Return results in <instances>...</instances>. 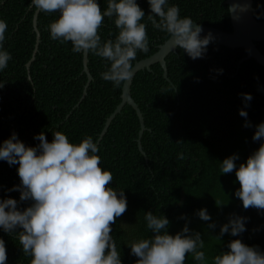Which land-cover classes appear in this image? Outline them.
<instances>
[{
    "label": "trees",
    "instance_id": "1",
    "mask_svg": "<svg viewBox=\"0 0 264 264\" xmlns=\"http://www.w3.org/2000/svg\"><path fill=\"white\" fill-rule=\"evenodd\" d=\"M32 0H0V20L7 24L4 50L12 59L0 71V144L13 132L27 146H37L34 137L45 133L49 142L53 132L65 133L70 142L79 143L91 136L99 146L101 166L113 174L110 187L124 190L127 211L112 226V238L122 264H135L131 254L133 241L150 238L145 215L166 216L168 233L175 235L185 225L204 240L206 264L227 251V245L240 239L264 253V210L244 209L235 195L239 188L235 172L221 173L222 161L238 154L237 167L256 151L261 142L253 140L264 108V65L247 55L244 47L207 46L202 58L193 60L180 48L167 57V75L160 62L137 72L131 86L146 129L141 135V121L136 109L122 101V88L105 81L101 73L109 62L88 52L91 79L85 71L84 52L74 53L71 42L61 43L50 36L49 24L59 13L38 12ZM102 11L108 0H98ZM145 12L149 41L147 53L138 50L134 64L158 51L167 34L154 29L147 15L148 0H137ZM177 5L181 17L195 23L232 31L233 24L226 0H169ZM254 15L264 20V0H254ZM119 29L114 18L105 17L98 30L101 43L115 40ZM38 35L40 41L38 42ZM264 53V40L257 41ZM243 59V60H242ZM243 94H251L247 101ZM247 111V117L240 110ZM115 113L102 135L108 118ZM250 123L251 127H245ZM183 154V158H178ZM18 165L0 160V197L19 201V191H8L20 184ZM216 200L224 203L216 205ZM31 202L19 204L20 208ZM207 209L211 219L202 220L198 212ZM231 215L246 217V230L238 236L224 234L220 228ZM186 217V218H183ZM215 223L216 227L209 225ZM7 264H30L15 233H5ZM185 264H198L188 254Z\"/></svg>",
    "mask_w": 264,
    "mask_h": 264
},
{
    "label": "clouds",
    "instance_id": "2",
    "mask_svg": "<svg viewBox=\"0 0 264 264\" xmlns=\"http://www.w3.org/2000/svg\"><path fill=\"white\" fill-rule=\"evenodd\" d=\"M148 21L154 29L167 34L175 48L185 51L193 60L202 58L214 39L211 32L201 37L203 28L190 17H181L177 5L169 0H148ZM32 8L46 13H59L48 28L50 36L61 43L71 42L74 53L92 52L109 62L100 75L116 88L133 77L132 61L137 51H149L146 24L141 21L145 12L137 0H108L102 11L98 0H32ZM105 17L114 18L119 29L115 40L101 43L98 30ZM7 24L0 20V71L8 66L11 54L4 50ZM5 82H0V88ZM250 101L251 94H243ZM240 115L247 117L245 109ZM245 127H251L246 123ZM264 138V122L256 126L253 140ZM34 139L35 147L27 146L13 132L0 144V160L18 165L20 184L8 191H19V201L0 197V228L15 233L23 252L31 257L30 264H122L112 238V226L127 211L124 190L110 187L113 174L101 166L100 149L91 136L79 143L68 136L53 132L49 142L42 131ZM178 158H183V154ZM238 154L225 158L221 173L235 172L239 188L235 195L244 209L264 210V144L254 151L246 162L237 167ZM30 201L20 208L21 202ZM218 207L224 203L216 200ZM202 220L211 219L207 209L198 212ZM186 218V217H183ZM246 217L231 215L220 228L217 239L230 233L238 236L246 230ZM150 238L133 241L131 254L135 264H185L191 254L198 264H206L204 240L199 232H190L187 225L175 235L168 233L169 219L151 211L145 215ZM215 228L216 224L209 225ZM228 250L216 255L212 264H264V253L240 239L227 245ZM5 241L0 238V264H7Z\"/></svg>",
    "mask_w": 264,
    "mask_h": 264
},
{
    "label": "water",
    "instance_id": "3",
    "mask_svg": "<svg viewBox=\"0 0 264 264\" xmlns=\"http://www.w3.org/2000/svg\"><path fill=\"white\" fill-rule=\"evenodd\" d=\"M226 2L229 4L233 30L225 31L215 26L201 25L199 23H196L201 25L203 28L201 37L206 36L209 32H211L214 37L213 40L216 41L219 45H227L233 48L244 47L247 51V55L243 59L255 58L259 63L264 65V53L259 49L256 43L257 41L264 40V20H258L255 17L254 0H226ZM38 12L39 11H36L34 18V25L37 31H38V27H37ZM37 41L38 42L40 41L39 35ZM176 49L177 48H175L173 44L169 42V39H167L163 44L159 45V49L157 52H155L149 57L137 61L134 64L133 77L123 85L122 101L119 104L115 113L121 111V109L126 103L131 104L136 109L141 121V125H142L140 131L141 135L146 129V125H145L143 112L138 102L132 96L131 86L133 83V79L139 70L144 68L151 69V65L156 62L161 63V65L165 69V76H168L166 57L171 51H175ZM88 61H89L88 53H84L85 71L88 73L89 78L91 79V73L88 67ZM115 113L108 118V121L106 122V127L104 128L102 135H104L105 132L107 131V128L110 125L112 119L114 118ZM261 122H264V112ZM260 142L261 144H264V138H262Z\"/></svg>",
    "mask_w": 264,
    "mask_h": 264
}]
</instances>
